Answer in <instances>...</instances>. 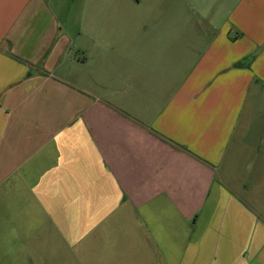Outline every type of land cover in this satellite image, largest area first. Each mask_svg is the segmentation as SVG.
Returning a JSON list of instances; mask_svg holds the SVG:
<instances>
[{
    "label": "crops",
    "instance_id": "0c3cea01",
    "mask_svg": "<svg viewBox=\"0 0 264 264\" xmlns=\"http://www.w3.org/2000/svg\"><path fill=\"white\" fill-rule=\"evenodd\" d=\"M56 3L0 0V264H264V0L210 39L114 19L104 82Z\"/></svg>",
    "mask_w": 264,
    "mask_h": 264
},
{
    "label": "rangeland",
    "instance_id": "374dc122",
    "mask_svg": "<svg viewBox=\"0 0 264 264\" xmlns=\"http://www.w3.org/2000/svg\"><path fill=\"white\" fill-rule=\"evenodd\" d=\"M65 7L52 6V10L58 17V20L62 21V28L65 32H68L72 37L74 44L79 45L77 48H71V56L83 57L88 55L89 60L86 64L83 73L86 75H99L102 76V80L107 81L106 77H109L114 73V68H118L120 61L118 57L110 56L114 54L115 50L119 53L121 50L117 47L114 48V41L109 42L102 40L105 35L109 36L110 33L114 35V19H132L138 21L150 22L161 18L171 19L177 18V21L183 20L187 22L191 20L198 21L199 31L201 30L207 39L211 38V35L217 33L223 24L227 21L228 13L235 2L239 0H139L140 3L135 5L133 0H60ZM162 4L160 9H157V5ZM166 10L165 12L163 9ZM129 25V24H128ZM170 22L167 25L166 33L172 34L178 33L179 26H173ZM187 25H183L184 27ZM124 33L128 35L129 29L125 27ZM79 33V36L76 35ZM131 35V34H130ZM161 40L155 43V46L148 47L151 53L156 49L158 44H163L162 34L159 33ZM121 39V38H119ZM143 40L134 42V50L129 55V61H134L141 57V44ZM122 43V41H120ZM115 49V50H114ZM115 52V53H116ZM148 52V51H146ZM171 52V51H170ZM149 55V53H146ZM116 61V64L114 62ZM123 63L127 65V61L123 60ZM123 64H121L122 66ZM118 82V81H117ZM101 83H93L94 86L100 87ZM115 85V84H114ZM135 248V247H133ZM79 248H76L75 252L71 251V254L67 250L62 248L58 243H55L53 253L50 255L51 264H79L80 255L78 254ZM135 257L142 253L141 249H134ZM76 255V256H75ZM89 264H99L93 259H85ZM30 262V264H32ZM132 264V263H130Z\"/></svg>",
    "mask_w": 264,
    "mask_h": 264
}]
</instances>
